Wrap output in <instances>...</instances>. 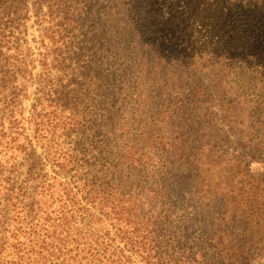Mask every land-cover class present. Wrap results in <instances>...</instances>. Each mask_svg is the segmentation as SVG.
I'll use <instances>...</instances> for the list:
<instances>
[{"label":"trees","instance_id":"trees-1","mask_svg":"<svg viewBox=\"0 0 264 264\" xmlns=\"http://www.w3.org/2000/svg\"><path fill=\"white\" fill-rule=\"evenodd\" d=\"M252 158L264 0H0V264H264Z\"/></svg>","mask_w":264,"mask_h":264},{"label":"rangeland","instance_id":"rangeland-1","mask_svg":"<svg viewBox=\"0 0 264 264\" xmlns=\"http://www.w3.org/2000/svg\"><path fill=\"white\" fill-rule=\"evenodd\" d=\"M27 19L28 21L23 22L22 26H20L19 28H15L16 31L14 30L11 31V34L20 39V44L23 43L22 44L23 47H28V48L31 47V49L37 51L38 49L41 48L40 41L41 38L43 37L46 24H42L41 26H38L35 24V20L33 18L31 19L30 17H27ZM36 87L37 86L29 88L28 94L32 95L34 92L33 90L38 89V87L37 88ZM24 106H26V104H24ZM250 162H251L252 172L258 173L259 175H261L260 178L264 179V160L257 161L252 158ZM261 262L262 260L259 259L254 261L255 264H259Z\"/></svg>","mask_w":264,"mask_h":264}]
</instances>
